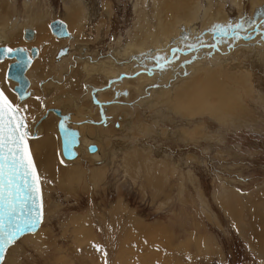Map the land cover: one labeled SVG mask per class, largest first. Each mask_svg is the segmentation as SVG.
Returning <instances> with one entry per match:
<instances>
[{"label": "rangeland", "instance_id": "obj_1", "mask_svg": "<svg viewBox=\"0 0 264 264\" xmlns=\"http://www.w3.org/2000/svg\"><path fill=\"white\" fill-rule=\"evenodd\" d=\"M79 1L82 11L74 19L84 26L78 31L66 22L76 0H5V8H0L1 14L2 10L9 14L8 30L14 27L10 34L26 11L37 24L48 21L47 46L41 47L37 39L17 43L39 49L40 63L33 65L37 78L29 80L39 99H27L30 116L41 103L52 106L57 102L55 106L71 113L76 122L86 120L81 125L93 129V141L101 143L105 155L98 165L79 150L82 155L76 163H63L56 151L57 119L49 115L43 120L46 138L53 137V142L49 140V166L34 153L31 141L29 145L41 176L44 219L35 234L24 236L9 249L5 264H151L159 255L154 264H264V13L260 16L258 11L254 16L252 0L240 4L235 0H198L202 10L211 6L214 14L222 6L227 24L242 25L239 32L246 37L244 41L231 33L228 39L216 27L209 33L203 26L202 12L198 20H172L157 0ZM143 2L146 7L138 8ZM142 8L146 26L138 19ZM56 19L67 24L72 34L76 32L70 40L52 37L49 24ZM32 27L38 33L37 25ZM172 30L178 31L176 39L188 38L173 41L165 55L170 62L161 69L158 64L163 61L147 52L152 50L154 39L158 43L174 36ZM13 37H9V47H18ZM137 37H141L138 40L145 47L144 53L123 57L121 51ZM189 44L197 47L189 50ZM209 45L214 47L209 50ZM65 47L68 54L57 59L58 50ZM85 63L98 70L103 63L117 68L106 78L96 71L87 74ZM5 70L0 72V88L17 102L4 79ZM208 71L214 73L212 80H220L227 89L222 97L202 96H209L216 107L203 111L187 104L174 111L171 97L175 87H182L188 79L196 80L199 86L198 74ZM125 76L127 80L120 81ZM138 78L148 80L139 92L129 88L125 95L114 88L117 83H133ZM108 83L109 89L96 94V100L103 104L97 107L89 91ZM167 93L171 97L166 101L162 95ZM100 112L105 116L102 124ZM51 165L59 167L52 170ZM61 167L67 171V183L59 173ZM71 167L77 177L69 173ZM236 201L242 210L234 208ZM136 222L144 228L159 225L165 231L163 237L172 238L171 247L148 239ZM75 223H80V228ZM181 242L188 247L176 251Z\"/></svg>", "mask_w": 264, "mask_h": 264}, {"label": "bare ground", "instance_id": "obj_2", "mask_svg": "<svg viewBox=\"0 0 264 264\" xmlns=\"http://www.w3.org/2000/svg\"><path fill=\"white\" fill-rule=\"evenodd\" d=\"M4 1L5 0H0V8L2 9V7H4L5 8V4H4ZM33 1V0H32ZM35 1V0H34ZM77 2H75L74 3V7L72 8V10H73V12L71 13V9L69 10V14L67 15V19H66V22L69 24V25H71L72 26V29H75V30H79V28H82L84 25H81V26H79L76 22H75V19H74V17H76L79 13H81V11H82V6H81V3H80V1L79 0H76ZM151 1H153V0H151ZM157 1H159L160 2V4H161V9H164L165 10V12H167L168 14H169V16L171 17V19L172 20H178L179 21V19H181V20H183V19H186V18H191V17H193L194 19L196 18L197 20H198V17H200L199 15H200V13L202 12L203 14V16H201V19H203L202 21V23H203V26H207L208 27V30H209V33L211 32V31H213V29H214V27L215 26H217V25H226L227 24V15L225 16V14H224V11H222L221 10V8H222V6L221 7H219L218 9L219 10H217L218 12H217V14H214L213 13V11H212V7L211 6H208L206 9H204V10H202L201 8H200V6L198 5V0H157ZM235 1H239V4L241 3V1L242 0H235ZM8 3H12L11 1L10 2H8ZM28 3V2H27ZM24 4V3H23ZM29 4V3H28ZM73 4V3H72ZM146 4V3H145ZM145 4H144V2L140 5V6H138V8L140 7H142L143 5H144V7H146L145 6ZM156 4V3H155ZM208 4V3H207ZM4 5V6H3ZM9 5V4H8ZM27 5V4H26ZM139 5V4H138ZM208 5H210V4H208ZM155 6H157V5H155ZM240 6V5H239ZM252 6H253V11H254V16H257L258 14L260 15V16H262V14L264 13V0H252ZM24 7L26 8V9H28V8H30V6H25V4H24ZM32 7V6H31ZM137 7V6H136ZM257 7H261L262 9L261 10H258L257 9ZM38 8V7H37ZM36 8V9H37ZM48 9V8H47ZM84 9V8H83ZM40 10V9H39ZM145 10V9H144ZM143 10V8L140 10V13H142L141 15L139 14L138 15V19H140L139 20V23L140 22H142L144 25L146 24V21H144V18H145V20H146V15H145V11ZM192 10V11H191ZM3 11V14H1L0 13V45H3V46H7V47H9V45H10V38L9 37H11L12 38V36L14 35V37H13V40H12V42L14 41L15 42V44L16 45H18V44H24L22 41H27L26 43H30V42H34L35 41V39H37L38 40V44H40V46L41 47H43L44 48V46L46 45L47 46V44H46V41H45V39H48V33H47V31H46V24L48 23V21L47 20H45V22L44 23H38L37 24V19H34V18H31L28 14L26 15V12H25V15L24 16H22V19H21V23H20V25L18 26V27H16V30H14L13 31V33L12 34H10L9 32L12 30V28H14V27H12V28H10V30H8V28H9V26H8V21H9V14H7V11L6 10H2ZM6 11V12H5ZM259 11V13L258 14H256L257 12ZM1 12V11H0ZM31 14V13H30ZM34 14V13H33ZM48 14V13H47ZM46 14V15H47ZM166 15V14H165ZM33 16V15H32ZM49 16V15H48ZM51 17V16H50ZM84 18H85V16H83ZM170 17H169V19H170ZM41 19V18H40ZM260 19V18H259ZM264 19V18H263ZM49 20V19H48ZM84 21H85V19H83ZM43 21V20H42ZM54 21V20H53ZM52 21V22H53ZM156 21V20H155ZM163 21V20H162ZM177 22V21H176ZM19 23V22H18ZM78 23H80V22H78ZM85 23V22H84ZM188 22H186V24H187ZM15 24V23H14ZM51 24V23H50ZM50 24H49V30H50V32H51V29H50ZM176 24H178V23H176ZM182 24V23H181ZM183 24H184V22H183ZM36 26L37 25V30H38V33H37V31H35V29H33V27L32 26ZM163 25H165V23L163 24ZM162 25V26H163ZM214 25V26H213ZM143 26V25H142ZM141 26V27H142ZM146 26V25H145ZM148 26V25H147ZM161 26V25H160ZM180 26H182V25H180ZM184 26V25H183ZM139 27V26H138ZM188 27V26H187ZM66 28H67V26H66ZM140 28V27H139ZM142 28H144V27H142ZM147 28H150V26L149 27H147ZM163 28V27H162ZM165 28V27H164ZM163 28V29H164ZM176 28V27H175ZM174 28V29H175ZM189 28V27H188ZM191 28V27H190ZM136 29V28H135ZM154 29V28H153ZM159 29V28H158ZM28 30H31L32 31V33H33V36H32V38H30V39H25V33L28 31ZM48 30V31H49ZM140 30V29H139ZM152 30V29H151ZM165 30V33H167L166 31V29H164ZM216 30V29H215ZM67 31H68V33H69V36L68 37H62V38H57V37H54L53 35H52V37H54V38H56V40H58V41H66L67 39H71L72 38V35L75 33L76 34V32H74L73 34L71 33V31H70V29H69V27L67 28ZM148 31V30H147ZM173 31V30H172ZM189 31V30H188ZM140 32H142V31H140ZM164 32V31H163ZM169 32H171V31H169ZM178 32V31H177ZM176 31H173V33H176V34H174V36H170V35H168V37L167 38H165V39H161L162 41L161 42H158V43H156V39H154L155 41L152 43V47H151V49L152 50H150V51H148L147 53H149V55L151 56H153L155 59H157V57H165V55L167 54H169L170 53V51L171 50H169V52L167 53V48L173 43V41H175V39H176V36H177V33ZM21 33H22V36H21ZM78 33V32H77ZM160 33H162V32H160ZM11 35V36H9V35ZM52 34V33H51ZM72 34V35H71ZM156 34H158V33H156ZM155 34V35H156ZM185 34V33H184ZM78 35V34H77ZM140 35V34H139ZM160 35V34H159ZM162 35V34H161ZM185 35H187V34H185ZM9 36V37H8ZM141 36V35H140ZM142 36H144L143 34H142ZM154 36V35H153ZM158 36V35H157ZM226 38H228L229 39V35H227V36H225ZM143 38H146L145 36L143 37ZM142 38V39H143ZM154 38V37H153ZM159 38V37H158ZM188 37L187 36H185V37H183L182 38V40H180L179 39V37H178V39H176V40H180V41H186V39H187ZM234 38V37H233ZM246 38V37H245ZM243 36H241L240 35V38L239 39H243L244 41H246V39H245ZM50 39V38H49ZM61 39H63V40H61ZM66 39V40H65ZM135 39V38H134ZM138 39H141V37L139 38V37H137V40ZM22 40V41H21ZM137 40H135V42H132L133 43V45H130V44H127L126 46H125V48H124V50L123 51H121V53L120 54H122V56L123 57H128V55L129 56H131V54H136V53H144L143 51L145 50V47L143 46V43L142 42H139V40L137 41ZM144 40V39H143ZM143 40H141V41H143ZM255 40V39H254ZM24 41V42H25ZM133 41V40H132ZM137 41V42H136ZM214 41H216V40H214ZM257 41V40H256ZM32 42V43H33ZM152 42V41H151ZM18 43V44H17ZM55 45H58V43H56V42H53ZM63 43V42H62ZM146 43V42H145ZM150 43V42H149ZM176 43V42H175ZM179 43V42H178ZM216 43V42H215ZM247 44V43H246ZM15 45V46H16ZM60 45V44H59ZM130 45V46H129ZM182 45V44H181ZM260 45H262V43L261 44H259V46ZM61 46H63V45H61ZM210 46V47H209ZM209 46H206V47H208L209 48V50L211 49V47H214V46H212V45H209ZM11 47V46H10ZM9 47V48H10ZM17 47V46H16ZM18 47H22V46H19L18 45ZM32 46H28V47H22L23 49H29V48H31ZM58 47H60V46H58ZM57 47V48H58ZM249 47V46H248ZM56 48V47H55ZM66 48V47H65ZM65 48H62V49H59V50H63V49H65ZM38 49V48H37ZM67 49V53L66 54H64V55H62V56H60V57H58L59 55V50H58V52H57V54H56V56L55 57H57V59H60V58H62L63 56H66L67 54H68V48H66ZM169 49V48H168ZM57 50V49H56ZM45 52V51H44ZM38 53H39V50H38ZM46 53V52H45ZM56 53V52H55ZM139 53V54H140ZM46 55V54H45ZM144 55V54H143ZM136 56H138V55H136ZM145 56V55H144ZM184 56V55H183ZM132 57V56H131ZM38 59H39V54H38V57H37V59H35V60H37V61H35L36 63H32V65H31V67L29 68V70L26 72V76H27V78L30 80H32V78H33V80L35 81V78H37L36 76H35V74H33V72H35V70H34V67H33V65H37V63H40V62H38ZM110 60V59H109ZM40 61H41V59H40ZM132 61H135L134 59L132 60ZM137 61V60H136ZM14 61L13 60H11V59H5V60H3L2 62H0V72L5 68V69H7V67L10 65V64H12ZM159 62V61H158ZM107 63H103L102 65L104 66L103 68H105L103 71H102V67L98 70V69H96L95 67H93V65H88V64H86L85 63V65H84V69H85V71L87 72V74H89V75H91L92 74V72L93 71H96L98 74H100V73H103V75H104V77H110V76H112V73H114V71H115V68H117V66H109L108 64L106 65ZM137 65V64H136ZM146 65V64H145ZM123 66V65H122ZM141 66H142V64H141ZM140 66V67H141ZM148 67V66H147ZM129 68V67H128ZM108 69V70H107ZM111 69H114V71H111ZM129 69H134L133 68V66H130V68ZM128 69V70H129ZM170 69V68H169ZM199 68L197 67V70H198ZM190 70H192V69H190ZM92 71V72H91ZM124 71V70H123ZM165 71V70H164ZM5 72H6V70H5ZM91 73V74H90ZM142 73V75H147V72H144V71H142L141 72ZM161 73V72H160ZM163 73V72H162ZM167 72H165L164 74H166ZM199 76H200V79H199V81H198V83H199V86H198V84H197V81L196 80H193L192 79V81L191 80H186L185 82H184V84L182 85V87H179V85H177L176 87H175V89H174V91H175V93H174V95H173V97H171V94L169 95L168 93L167 94H163L162 95V97H165V100L167 101L168 99H170V97H171V99H172V106L174 107V111L176 110V111H178V110H180V109H178L177 108V106L179 107V108H183L184 106L186 107V105L187 104H190V105H193L195 108H196V110H205L206 108H210V107H212V106H214V107H216L215 106V103L213 104L211 101H213V100H210V97L208 96V97H206V98H203L202 96H206L207 94H210V95H212V96H216V97H222L223 96V94L225 93V92H227V89H225V87H224V84H222V83H220L218 80H212V75H214V73L213 72H207V74L206 75H200V74H198ZM119 76V75H118ZM127 78L128 77H121V79H120V81L122 80L123 81V79H126L127 80ZM6 81H7V83L9 84V86L13 89V87H14V83L13 82H11L10 80H7L6 78H4ZM130 79H132L131 77H129V79L128 80H130ZM30 80V81H31ZM29 81V82H30ZM145 81H148L147 80V78H143V79H141V78H138V80L137 81H135V82H133L132 83V81H125V82H121L120 84H119V86L116 84H113V85H115L114 86V88L115 89H117V90H119V92L120 91H123L122 93L123 94H125L126 95V91H128V89L129 88H131V89H133V90H136V91H140V87H141V85L142 84H144V82ZM32 82V81H31ZM243 82V81H242ZM242 82H240V83H242ZM1 84V83H0ZM243 85V84H242ZM198 87V88H197ZM110 88V87H109ZM107 86L106 87H104V88H101L98 92H96V93H101L103 90H106V89H109ZM227 88V87H226ZM157 90H159V89H157ZM29 91H30V97H29V99L30 98H37L38 97V94L39 93H37V92H34L32 89H31V83H30V87H29ZM116 91V90H115ZM167 92V91H166ZM157 93V92H156ZM15 94V93H14ZM52 94V93H51ZM154 94V93H153ZM202 94V95H201ZM118 95H119V93H118ZM16 96V95H15ZM120 96V95H119ZM261 96V95H260ZM10 97V96H9ZM44 97V96H43ZM225 97V96H224ZM17 98V97H16ZM57 98V97H56ZM11 99V98H10ZM28 99V100H29ZM212 99V98H211ZM219 99V98H218ZM223 99V98H222ZM228 99V98H227ZM28 100H26V101H24L22 104H20L21 105V107H23V106H27L28 107ZM51 100V99H50ZM56 101V100H55ZM169 101H171V100H169ZM225 101V100H224ZM18 99H17V102H15V103H17L18 104ZM214 102V101H213ZM33 103V102H32ZM51 103V102H50ZM57 103V102H56ZM56 103H54L52 106H50V104H48L47 102H46V104L43 106L42 105V103H41V106H40V108H39V110L38 111H40V113H38V111L37 112H35L34 114H32V117L30 116L31 115V113H29L28 112V108H27V113H26V115H27V121H28V125H29V130H30V132L31 133H33V130H36V137L35 138H33V139H31L30 141L32 142V146L34 147V153H36L37 154V152L39 153V155H38V158L41 160V161H43L44 163H47V166H49L48 165V161L50 162V160H48L50 157H51V153H52V150H49L50 149V141H52L53 142V137H49V140L46 138L47 136H46V134H45V126H43V125H41L42 124V122H43V120H46V118H48V116L49 115H53L51 112H49L48 113V115L45 117V118H43L42 119V117L44 116V114H45V112L49 109V108H57L58 106H55L56 105ZM219 103V102H218ZM217 103V104H218ZM169 104V103H168ZM31 106H33L32 104H31ZM36 106V105H35ZM45 106H46V109H45ZM65 106V105H64ZM207 106V107H206ZM222 106H224V105H222ZM231 106V105H230ZM102 107V106H101ZM189 107V106H188ZM220 107V106H219ZM224 108V107H223ZM231 109H232V107H230ZM229 108V109H230ZM57 109H59V107L57 108ZM64 109V108H63ZM63 109L61 110V109H59L60 111H61V113L62 114H66V112H64L63 111ZM218 109V108H217ZM189 110V109H188ZM226 110H228V109H226ZM233 110H235L234 108H233ZM105 111V110H104ZM186 111V110H185ZM185 111H183L182 110V112H185ZM213 111V110H212ZM181 112V113H182ZM216 112H219L218 110L217 111H215V114H216ZM233 112V111H232ZM39 115H41V116H39ZM222 115V114H221ZM224 115V114H223ZM54 116V115H53ZM29 117H31L30 119H28ZM104 118H105V116H104ZM41 119V121H40V123H38V121ZM57 119V118H56ZM77 120V119H76ZM88 121V120H87ZM79 123H81L82 121H78ZM78 122H76L75 121V119L71 116V118H70V127H73V128H76L77 130H78V132L80 133V139H79V146L76 148V151L78 152V154H77V157L73 160V161H70V162H66V161H64V162H66V163H71V164H73V163H76L78 160H79V155L81 154V151L79 152V150H83V154L85 155L86 153L85 152H87V148H88V146H90V145H93V146H95V148H96V151L95 152H93V153H88L87 152V154H88V158H90L92 161H93V163L94 162H97V164L98 165H100V163H101V161L102 160H104L103 158H104V156H103V151H102V146L100 145V144H98L96 141H93V129H92V131H91V129H89V128H85V127H83V125H79V123ZM89 122V124H91L92 125V122H90V121H88ZM221 122H222V120H221ZM56 123H57V121H56ZM56 123H55V129H56V132H57V128H56ZM45 125V124H44ZM43 127H44V129H43ZM83 128H85L86 130H83ZM91 128V127H90ZM53 130V132H54V128L52 129ZM85 131H87V135H89V136H87V138L85 137ZM45 134V135H44ZM57 135H58V133H57ZM40 138H42L41 140H39ZM58 139H59V136H58ZM55 140V139H54ZM59 143V144H58ZM30 151H31V149H30ZM56 151H58V153L60 152V141H57V150ZM31 154H32V152H31ZM86 154V155H87ZM82 155V154H81ZM33 157V156H32ZM59 157H61V153L59 154ZM103 157V158H102ZM34 160V159H33ZM35 162V161H34ZM63 162V163H64ZM103 162V161H102ZM42 163V162H41ZM55 165H51V169L52 170H56L55 169V167H59V166H55ZM65 168V167H64ZM64 168H59L60 170H59V173L60 174H62V181L63 180H65L66 181V183H67V179H66V175H68L67 174V171L64 169ZM70 170V169H69ZM69 173H72L73 175H74V177L76 176L77 177V174L75 173V171H74V168L73 167H71V171H69ZM79 176V175H78ZM73 178V177H72ZM68 179H70V177L68 176ZM74 179V178H73ZM74 180H76V179H74ZM69 184H71V183H69ZM42 198H43V196H42ZM225 200V199H224ZM240 202V201H239ZM227 203V202H226ZM232 203V202H231ZM236 203H237V201L234 203L235 205H236ZM233 204V203H232ZM238 205H237V207H235L234 206V208H236L237 209V211H239V210H242V207L240 206V205H242L241 203H237ZM228 205H230V203L228 204ZM225 206H227V204L225 205ZM228 207V206H227ZM229 208H231V207H229ZM260 218V217H259ZM254 220V219H253ZM257 220V219H256ZM75 221H79V220H75ZM75 221H73V223L75 222ZM130 221V220H129ZM132 222V221H131ZM130 222V223H131ZM133 222H135V221H133ZM262 222V221H261ZM260 223V222H259ZM257 224V223H256ZM134 225H136V227H138V230H140V232L142 233V234H144V236H146V237H149L148 239H151V238H154L153 240H156V243H157V241H159V242H161V241H163L164 242V246L165 247H169L170 245H168V244H171V242H170V239H172V238H170V239H167V237H163V236H166L165 234H163V233H165V231H164V229H160L159 227V225H155V227H153V228H144L140 223H135ZM237 225H238V223H237ZM75 226L77 227V228H80V223H75ZM142 227V229H141V227ZM148 226H150V225H148ZM163 226V225H162ZM258 226H259V224H258ZM164 228V227H163ZM168 229V228H167ZM39 230V229H38ZM37 230V231H38ZM131 230V229H130ZM129 230V231H130ZM260 230H261V228H260ZM132 231V230H131ZM169 231V230H168ZM167 232V231H166ZM170 232V231H169ZM168 233V232H167ZM35 234V233H34ZM40 234V233H39ZM169 234V233H168ZM258 234H260V233H258L257 232V235ZM28 235H32V234H28ZM139 235V234H138ZM24 236H27V235H24ZM23 236V237H24ZM44 236V235H43ZM42 235L40 236L41 238L43 237ZM171 236H173V234L171 235ZM22 237V238H23ZM264 239V238H263ZM161 240V241H160ZM181 241V240H180ZM264 241V240H263ZM154 242V241H153ZM258 242L259 243H261L259 240H258ZM257 242V243H258ZM162 243V242H161ZM182 243V242H181ZM264 243V242H263ZM263 243H261L262 245H264ZM147 244V243H146ZM149 244V243H148ZM163 244V243H162ZM151 246V245H150ZM153 246H155V245H153ZM163 246V245H162ZM12 247V246H11ZM10 247V248H11ZM141 247H144L145 248V246L144 245H141ZM146 247H147V245H146ZM158 247V246H157ZM171 247V246H170ZM186 247H188V244L187 243H182V244H180V245H178L177 247H175V250L176 251H181V250H184L185 251V248ZM143 248V249H144ZM148 249H149V246H148V248L145 250V252H148ZM159 249V248H158ZM162 249V248H161ZM165 250H166V248H165ZM154 251V250H153ZM162 251V250H161ZM166 251H168V250H166ZM135 252V251H134ZM151 252H152V250H151ZM154 252H156L157 253V251H154ZM169 252V251H168ZM171 252V251H170ZM159 253H161V252H159ZM158 253V254H159ZM172 253V252H171ZM135 254H136V252H135ZM148 254H151L150 253V250H149V253ZM145 255H147V254H145ZM133 256V255H132ZM188 256V255H187ZM152 257H154V255H152ZM156 257H157V255H156ZM159 257H161V255H159ZM158 257V258H159ZM171 256H169L168 255V257H167V259L168 258H170ZM189 257V256H188ZM130 258H133V257H130ZM144 258V257H143ZM158 258H152V262H151V264H154V262H153V259L155 260H157ZM145 259V258H144ZM164 259V258H163ZM137 260V259H136ZM159 260H161V259H159ZM158 260V261H159ZM189 260V259H188ZM157 261V262H158ZM170 261V260H169ZM164 262V261H163ZM162 262V263H163ZM159 264V263H158ZM164 264H165V262H164Z\"/></svg>", "mask_w": 264, "mask_h": 264}, {"label": "snow or ice", "instance_id": "obj_3", "mask_svg": "<svg viewBox=\"0 0 264 264\" xmlns=\"http://www.w3.org/2000/svg\"><path fill=\"white\" fill-rule=\"evenodd\" d=\"M221 35L229 33L240 38L239 23L215 26ZM189 50L196 44L187 45ZM4 53L14 51L7 48ZM178 51L177 49L173 50ZM158 66L163 69L169 62L165 57H157ZM31 58L28 60L30 64ZM24 65L23 59L17 61ZM17 87H22L18 84ZM31 95L24 93V96ZM39 99V97H37ZM27 106L15 103L0 88V264H5L6 253L17 244L26 233H34L43 219V199L41 176L33 160L28 141L32 138L27 121Z\"/></svg>", "mask_w": 264, "mask_h": 264}, {"label": "water", "instance_id": "obj_4", "mask_svg": "<svg viewBox=\"0 0 264 264\" xmlns=\"http://www.w3.org/2000/svg\"><path fill=\"white\" fill-rule=\"evenodd\" d=\"M50 29H51V33L54 37H57V38L64 37L65 38V37L69 36V33L67 31V28H66V24L63 21H61L60 19H56L53 22H51ZM32 36H33L32 31L28 30L25 33L24 37H25V39H30V38H32ZM7 48H9V47L0 45V62H2L5 59H11L14 61L12 64H10L7 67L6 72H5V78L14 83L13 92L15 93V95L19 101L18 104H22L24 101H26L30 97V95H26V96H24V99H21V96L24 95L25 92L30 93V91H29L30 82L26 76V72L29 70V68L31 67L34 60L37 59L38 54H39L38 49L36 47H31L29 49H24V50H27L26 52L14 51L13 53L6 55L3 50L7 49ZM12 49L20 50L23 48L22 47H15ZM66 53H67L66 48L63 50H59V54H58L59 56L58 57L66 54ZM29 58H31L30 64H28ZM20 59H23L25 62V64L23 66L17 63V61ZM18 84H22V87H17ZM109 86H110V83L107 84V87H109ZM100 89L101 88H94L90 92L91 99L97 107H101L103 105L100 102H97L95 100V94ZM49 112H51L57 118L56 128H57V133H58L59 141H60V153H61L60 158L63 160V162L64 161H66V162L67 161L68 162L73 161L77 157V154H78V152L76 151V148L79 146L80 133L78 132V130L76 128L70 127V118H71L72 114L71 113L62 114L61 111L57 108H49L45 112L42 119L45 118ZM100 116H101V124L105 123V118H104L102 112H100ZM40 121H41V119L38 121V123H40ZM82 123H86V122H82ZM35 137H36V130H33L31 139H33ZM29 141H28V143H29ZM29 147H30V145H29ZM95 151H96L95 146H93V145L88 146V148H87L88 153H93ZM41 192H42V190H41ZM43 218H44V213H43ZM42 222H43V219H42ZM41 223L39 224V226L37 227V229L35 230L34 233H36L37 230L40 228ZM34 233H26L25 235L34 234Z\"/></svg>", "mask_w": 264, "mask_h": 264}, {"label": "crops", "instance_id": "obj_5", "mask_svg": "<svg viewBox=\"0 0 264 264\" xmlns=\"http://www.w3.org/2000/svg\"><path fill=\"white\" fill-rule=\"evenodd\" d=\"M66 26H67V24H66ZM10 48H15V47H10ZM38 50H39V49H38ZM39 57H40V55H39ZM35 61H37V60H35ZM35 61H34V62H35ZM35 63H36V62H35Z\"/></svg>", "mask_w": 264, "mask_h": 264}]
</instances>
